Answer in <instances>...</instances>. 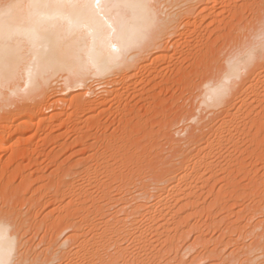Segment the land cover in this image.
<instances>
[{"label": "rangeland", "instance_id": "374dc122", "mask_svg": "<svg viewBox=\"0 0 264 264\" xmlns=\"http://www.w3.org/2000/svg\"><path fill=\"white\" fill-rule=\"evenodd\" d=\"M250 2L253 4L251 5ZM263 2L264 0L219 1L217 3V9L224 7H232L233 9L236 3L240 7L242 5V8L238 9L239 11L237 10L236 13L233 11L232 14L231 12L227 14L229 11H226L227 13L224 11L220 15H225L222 18L223 20L218 21L219 23L216 21L215 24H212L213 26L208 25V30V26L206 28L204 26L205 23L203 24L201 21V25L203 24L202 28H206L207 31L204 29L203 32V29L200 27L201 30L198 25L197 28L199 29L196 28V31L200 36L195 34V32L193 34V36L195 35L194 38L193 36L190 38L191 45L188 48L181 47V49L183 48V52L178 48V54L177 51L176 54L174 53L176 57L173 55L170 56L173 59H168L169 63L173 60L172 62L174 64L177 58L179 59L176 61V65H173L171 62L175 68V70H172L173 73H171L172 71L164 73L171 81L167 80V77H164L166 81L162 79L161 82L158 81L161 80L158 77V80H155L157 85H154L151 81L148 84L149 82L147 83L145 80L146 82L140 86L138 82L136 88L138 87L139 95L136 91L137 89L133 88L135 90H131L132 92L129 90L127 93L125 92L126 95H122L126 99L121 97L119 102L114 101L115 104L113 102V105L116 107L120 102L123 104V102L129 100L123 105L127 106V111L128 109L130 111L134 105L133 112L136 111L135 114H138V116L132 110L130 111V114H133L132 116L129 114V111L128 113L125 112L126 109L122 107L123 105L121 103L115 109L111 105L112 100H107L100 108L99 106L94 107V110L90 112V110H86L88 108L85 105L88 101L87 98H89L88 95L85 96L87 97L85 100H87H84L83 108L79 109L78 107L77 112L76 107H72L66 103L60 104L59 102L56 103L57 105L55 103L52 104L53 101L49 99H53L56 95L66 96L59 89L60 84H58L59 86L54 85L55 89L52 87L56 95L53 90L51 92L49 91L55 96L51 97L50 94L46 98L48 102L46 100V102H42V108L40 107V109L45 115L41 114V112L36 117L31 116L38 114V110L34 114L26 113L30 115L29 117H34V119L31 118V124H27V127L24 126L21 130H11L13 133L11 131V133L8 132L10 138L7 137L8 140H6L2 149L0 148V214L8 215L15 224L17 223L16 227L18 229L20 222L22 224L19 229L20 231L18 229L16 231L17 234L19 232L18 236H20L18 237L19 245L23 240L21 243L22 246H18V251H21L18 252L19 255L21 254L20 258L23 257L22 259H26L27 257H32V259H35L37 256L43 260L44 258L45 260H49V258L56 257L55 259H58L59 264H63L66 261V255L70 256L75 250H78V248L84 245L85 239L89 240L92 237L91 235L94 234V231H101L104 225L103 223L109 219L113 221L114 215H116L117 219L127 216L125 220L128 224H139L143 227V230L147 228L139 238L138 235H128V237H125L122 244L118 247L123 248V251L126 252L125 254L127 252L128 254L126 256L120 255L121 257L117 259L113 257L115 262L121 261L122 264H127L128 262L133 264L132 261L134 260L131 256L139 254V250L137 249L141 250V255L139 256H142L144 250L147 249L145 250L144 258L147 253V256H149H146L148 261L143 258V264H245L247 259L249 260H247L246 264H257L260 260H264V256H262L264 254V88H261L264 87V80L258 82L261 86L253 80L255 84L254 93L248 89L249 94H246L247 91H244L245 97L240 95L241 98H244L246 105H239L243 103L239 100L241 99L240 97L235 102H233L234 100L230 101L232 104L230 107L231 111H237L235 115L236 119L227 126L228 131H224L226 138H223L222 144L215 143L211 150L212 152L206 156L207 158L205 157L212 163L211 167L208 169L200 167L199 174L202 177L192 185L186 186L185 192L179 194L178 197L172 198L170 201L168 199L169 202L167 201L165 203V217H161L160 220L154 223L147 219L145 221V218L141 217L138 212L136 213L138 215L132 212L134 210L133 207L137 204L145 203L147 205H154L155 199H153L152 194L157 192V186L161 185L158 184L156 179L163 172L161 169L165 167V164L167 165L170 161H179L186 155V152L195 154L198 148L202 146L206 147L205 141L210 134V128L218 125L219 120L228 118L225 111H222V108H224L223 105L207 108L204 106V109L203 106L198 107L201 88L198 85L199 79H196V75L200 70L209 71L211 67L214 69V65L219 64L224 58L223 55L231 53L230 50L232 51V49L236 50L235 47L238 49L243 48L250 44V42L256 40V37L253 36L258 32L257 29L261 16H264ZM246 3L250 7L248 5L247 8ZM239 15L241 16L239 17ZM230 26L236 29H232ZM232 31L235 32L230 34ZM221 33L228 34L227 36L229 38ZM201 34L204 36V39ZM212 42H214V45ZM230 43H232V46ZM209 44L212 45L209 46ZM206 47L210 49L208 50ZM205 49L211 52L210 55L208 54L209 56L207 54V56L205 55L206 57L203 56V53L206 52ZM188 52L194 53L193 56ZM212 52H214L213 57L215 58L212 57ZM184 54L187 57L190 55L189 57L191 58H188L191 60L189 61L187 58L189 62L184 59L186 57ZM198 56H202L201 60ZM195 60L197 62H194ZM176 66L183 67L185 72L187 71L186 76L181 73V76H178L179 73L176 72ZM195 68L197 69L195 70ZM195 71L196 73L194 74ZM203 71L199 72V74L201 75ZM147 73V70L143 71L146 78L149 76V73ZM171 74L174 75L172 76ZM199 74L197 75L198 77ZM95 79L98 81V78L91 79V81L94 80L92 82L95 85L90 81L91 84L88 83L91 87L95 86L96 89L93 87L95 91L98 89V92L96 91L95 94H97L96 96L100 95L97 98L101 100L102 98L100 97L102 94L101 91L103 92L104 90L103 88L105 87L111 90L113 83L111 85L108 83V86L107 84L99 85L101 82L105 84L106 79L99 78L101 81H96L97 83ZM250 80H247L246 86L248 81L249 83L251 82ZM189 81L192 83L188 84ZM158 82L165 85L159 84ZM196 82L198 83L196 84ZM96 84L100 87L102 86V89ZM143 84L144 86H142ZM145 84H147V87ZM112 87L114 86L112 85ZM56 88L60 90L62 95L59 91L57 92ZM250 93L253 94H251L254 97L253 100L251 96H248ZM231 97L235 96L231 95ZM255 98L257 99L255 100ZM33 100L35 99L29 100V102L32 101L31 103H33ZM257 100L259 101L257 102ZM134 101H138V103ZM195 104L196 106H194ZM135 106H138L139 110ZM12 108H14V105L4 108L3 111L0 109L1 121L5 115L9 114V109ZM120 109L121 112L123 111L122 109H125V114H123L124 112L121 113ZM208 111H214V114ZM55 112L60 113V117L51 118L50 116ZM193 114L194 116H192ZM40 116L48 117V120L46 119V122H41ZM122 117H127L129 120L127 118L123 119ZM120 118H122L121 121H118ZM192 118L194 119L192 120ZM199 118L201 119L199 120ZM120 122L125 123L124 125H127V123L132 125L130 132H128L129 130L127 131L129 134L124 129H120ZM123 124L122 127L124 126ZM16 131L18 132L16 133ZM17 140L18 142L16 143ZM101 162L102 164H100ZM119 166L120 168H118ZM107 169L110 171L108 172ZM119 173L125 174L126 176ZM101 190H103V193L104 191L106 193L108 192L107 196L111 194L107 198V196H103ZM100 197L104 198L101 199ZM109 198L110 200H108ZM5 206H7L9 211H5ZM140 208L144 209V206ZM97 209L98 212H101L98 213ZM161 223L163 227L160 225ZM61 241L65 242V246L63 245L61 247V250L62 248L63 250L61 251L59 249L56 251L57 253L52 252L56 250L57 243ZM108 245L105 244L106 247ZM116 247L110 244L106 248L107 251L105 250V253H107L104 255L106 261H112V257H109L111 256L109 254L112 252L114 254ZM148 251H150V255ZM62 252H64L63 257L60 255V253L63 254ZM129 252L133 254L131 253L129 256ZM18 254L17 259L19 258ZM44 254L48 256H44ZM58 255L60 257L57 258ZM152 255L155 256L152 257ZM145 260L147 263H144ZM255 260L259 261L256 262ZM134 262L135 264L137 263L136 261Z\"/></svg>", "mask_w": 264, "mask_h": 264}, {"label": "bare ground", "instance_id": "6f19581e", "mask_svg": "<svg viewBox=\"0 0 264 264\" xmlns=\"http://www.w3.org/2000/svg\"><path fill=\"white\" fill-rule=\"evenodd\" d=\"M219 1L222 0H143V3L149 4V5H160V4H168V3H176V2H182V3H186L189 5L188 8L186 9H182L177 11L176 13H172L170 10H163V9H159L157 8L154 12L155 18H156V27L155 30L151 33L150 38L148 39V41L146 43L143 44V47L141 48H137L136 45V41L139 37V33H140V29L143 27V20H144V13H142L139 10H133V9H128V10H123L121 11L120 15L122 17L123 23L126 25L128 34L130 36V40H131V47L129 52L127 53V58L124 60H121L119 64H114L111 63V58L109 57V63L110 66L106 67L103 70H96V68L94 66H92L89 62V54L90 52L93 50V47L95 46V49L97 51V53L100 56L103 57H108L109 56V50L107 49V47L104 45V39L106 38V36L108 35L107 31H103V28L105 27L103 25L102 21H96L95 23L92 24L91 29H86L82 26H77L75 24H70L67 20L65 19H55L52 20L50 23L45 24L43 27L40 28L39 30V35L35 38H29L27 35H21L18 39L14 40L12 42V47L14 49V62L12 63V65L6 70V74L4 76L3 79H0V109L6 108V107H10L12 105H14V108L9 109V114L5 115L3 114L4 118L2 119V121L0 120V148L2 149V147L4 146L7 137L8 136V132H10L11 130H21L22 127L26 126L27 124H31V118L34 119V117H36V115H39V113H41V105L43 104L42 102L46 100L47 97H49V95L51 94L50 92L53 90L54 85H58L59 89H61V91L66 94V96H63L62 93H60V90L56 88L57 92L59 91V93L62 96H57L55 90H53L55 93L51 94L50 96H55L53 99H49L50 101H53L52 104L55 103V105H57L56 103L60 104H69L72 107H76V112L79 109L83 108V103L85 96H89L88 101L86 102V110H94V107L99 106L102 107V105H104L107 100H112L111 101V105H113L114 101H120L119 99L125 98L124 96H122L123 94H125V92L127 93L129 90L130 92H132L131 90H135L136 85H140L144 82L147 81L148 84H150V81L154 83V85H157V83H155V80H158V77H160L162 82V79H164V77H167L166 75H164V73H166L167 71H172L173 69L175 70V68L172 66L176 65V61L179 60L177 58V60L174 62H172L173 60L170 61V63L168 62V59H171L174 53L176 54V51L178 50V48H180L179 50H181L183 52V48H188L189 45H191L190 43V38L193 36V34H197V29H199L200 27L202 28L203 24L205 23V27L207 28V26L215 24V22L217 21H222L223 17L225 16H220L221 14H223V12L225 11H229L227 14H229L231 12V14L236 13L238 9L242 8L241 7L234 4V8L232 9V7L229 8H219L221 6H219L217 9V6L219 3ZM224 1V0H223ZM236 1V0H235ZM251 1V0H250ZM255 3V1H253ZM258 2V1H257ZM262 2V1H261ZM248 3V1H247ZM246 3V4H247ZM251 3V2H250ZM253 3H251L252 5ZM256 4V3H255ZM264 4V2H263ZM231 5V4H230ZM247 4V8H248ZM258 5V4H257ZM239 7V8H237ZM250 7V5H249ZM259 7V6H258ZM257 7V8H258ZM249 10V9H248ZM262 10V9H261ZM239 11V10H238ZM241 12V11H240ZM247 12V11H246ZM243 13V11H242ZM241 14V13H239ZM169 16H172L173 18L170 19L167 23V25L164 28H160L159 24L161 21H164L166 18H168ZM232 16V15H231ZM237 16V14H236ZM241 15H239L240 17ZM261 16V15H260ZM219 17V18H218ZM221 18V19H220ZM237 18V17H236ZM260 18V17H258ZM262 18V16H261ZM260 18V19H261ZM234 19V18H233ZM248 20V19H247ZM203 22V24L201 25V23ZM243 21V20H242ZM232 22V21H231ZM219 23V22H218ZM246 24V23H245ZM199 25V28H197ZM201 25V26H200ZM218 25V24H217ZM209 26L207 28V30L209 29ZM213 26V25H212ZM232 27V26H230ZM244 27V26H243ZM197 28V29H196ZM200 28V29H201ZM206 28H202L201 30L204 32V29L206 30ZM236 29L235 27H232V29ZM92 29L97 30V35L95 36V45H94V37L90 34V31ZM249 29V28H248ZM255 29V28H254ZM206 30V31H207ZM231 30V29H230ZM258 30V29H257ZM199 31V30H198ZM229 31V30H228ZM203 32H201L203 34ZM232 31L230 34H233ZM199 33V32H198ZM200 34V33H199ZM201 34V35H202ZM222 34V33H221ZM253 34V32H252ZM198 35V34H197ZM196 35V36H197ZM204 35V34H203ZM202 35L203 39L204 36ZM222 35H226L222 34ZM228 35V34H227ZM226 35V36H227ZM172 36V37H171ZM195 36V35H194ZM193 36V38H194ZM200 36V35H198ZM197 36V37H198ZM169 37H171V39H169ZM196 37V38H197ZM211 37V36H210ZM222 37V36H221ZM229 38V36H227ZM233 37V36H232ZM253 37H256V40L250 42V44H248L247 46H244L243 48H236V50L232 51L230 50L231 53H227L225 56L223 55V59L221 60V62H219V64L214 65V69L209 68V71H203L200 70L199 72L203 71L201 73V75L199 74V77L196 75V79L198 78L199 83L196 82V84L198 83V85H200L201 91H200V96H199V103H198V107L204 106L205 108L207 107H220L223 105L224 108H222L223 112L225 111V114H227L228 118H223L221 119V121L219 120L218 125H214L210 128L209 132L210 134L207 136L206 138V147L202 146L200 148H198L197 152L195 154H189L188 152H186L185 156L180 159L179 161H170L168 162V164H165V167L161 169V171H163L161 173L160 171V175L157 177V182L158 184H161L160 186H157V192H155L153 195V199H155V203L154 205H147L145 203L143 204H137L135 205L133 208L134 210L132 211L133 213H137L141 215V217L145 218L144 220H150L152 222H157L158 220L161 219V217L163 218L164 214H165V203H167L168 199L169 201L172 198H176L179 196V194L184 193L185 192V188L186 186H190L192 185L194 182H196L200 177H202L199 173V169L200 167H204L205 169H208L211 167L212 163L210 161H208L206 158V156H208V154H210L213 149V145L215 143L217 144H222L223 142V138H226L224 131L226 130V132L228 131L227 126L233 122L236 117V112L235 111H231L230 107H231V103L230 101L234 100L233 102H235V100H237V98H241V96L245 95L244 91H247L246 94L248 93V89L253 92L255 91V84L253 82L256 81L257 84H259L258 82H262V80H264V65H262L259 61V58H257V61L255 63V65L250 69V71L246 74V77H243L241 80L239 81H232L231 82V90L229 92L228 95L223 96L222 98L220 97L219 93L221 91V89L224 87V85L226 84V82H228L233 73L235 72V69L237 68L238 65H240L248 56L250 49H252L255 46H258L260 44V39H259V35L258 32H256L254 34ZM223 38V37H222ZM201 39V38H200ZM227 39V38H226ZM237 39V38H236ZM214 40V39H213ZM229 40V39H228ZM233 40V38H232ZM240 40V39H239ZM230 41V40H229ZM237 41V40H236ZM192 42V41H191ZM204 42V41H203ZM225 42V41H224ZM234 42V41H233ZM198 43V42H197ZM209 43V42H208ZM214 45V42H212ZM237 43V42H236ZM246 43V41H245ZM242 44V43H241ZM212 44H209V46H211ZM230 45L232 46V43H230ZM229 45V46H230ZM236 45V44H235ZM244 45V44H243ZM184 46V47H183ZM207 46V45H206ZM237 46V45H236ZM181 47H183L181 49ZM191 48V47H190ZM206 49H208V47H206ZM205 49V51H206ZM210 49V48H209ZM208 49V50H209ZM213 49V48H212ZM238 49V50H237ZM208 50L206 52H204L203 56H205L206 54L210 55V51L208 52ZM214 50V49H213ZM180 51V52H181ZM186 51V50H185ZM189 51V49H188ZM187 52V51H186ZM185 52V53H186ZM208 52V53H207ZM189 53V52H188ZM191 53V52H190ZM189 53V54H190ZM213 53L212 52V57H213ZM216 53V52H215ZM178 54V51H177ZM193 56L194 53H191ZM180 55V54H179ZM185 55V54H184ZM206 55V56H207ZM208 55V56H209ZM219 55V54H217ZM214 55V56H217ZM186 56V55H185ZM190 56V55H189ZM188 56V57H189ZM196 56V53H195ZM205 56V57H206ZM174 57H176L174 55ZM179 57V56H178ZM187 56L184 58L187 60L188 58ZM197 57V56H196ZM204 57V58H205ZM191 58V57H189ZM188 58V60H189ZM195 58V57H194ZM198 58H202V56H198ZM197 58V59H198ZM215 58V57H213ZM212 58V59H213ZM173 59V58H172ZM183 59V60H184ZM196 59V58H195ZM206 59V58H205ZM211 59V60H212ZM219 59V58H217ZM149 60V61H148ZM187 60V61H188ZM191 60V59H190ZM189 60V61H190ZM188 61V62H189ZM204 61V60H203ZM168 62V63H167ZM172 62V64H171ZM194 62H197L196 60ZM160 63V64H159ZM164 63V64H163ZM167 63V64H166ZM179 63V61H178ZM193 63V61H192ZM190 64V63H189ZM188 64V65H189ZM197 65V63H196ZM200 65V64H199ZM202 65V64H201ZM184 66V63H183ZM198 66V65H197ZM196 66V67H197ZM177 67V66H176ZM205 67V66H204ZM203 67V68H204ZM197 68H195L196 70ZM147 70L148 71V77L146 78V75L143 74V71ZM207 70V69H205ZM175 72V71H174ZM177 73H181L183 75L186 74L185 70L183 67H177ZM193 72V70H192ZM173 73V71L171 72ZM176 73V74H177ZM196 73V71L194 72V74ZM178 76H181V74ZM192 74V73H191ZM194 74H192L194 76ZM172 76L174 74H171ZM170 75V78H171ZM189 76V74H187ZM145 76V77H144ZM177 76V75H176ZM186 76V75H185ZM183 77V76H182ZM93 78H98L95 79V82H100V79L105 80V84L104 83H100L99 85L103 84L107 86L109 85L108 83H110V85L112 84L114 87H112L111 85V90L106 89L104 86V90L103 92L101 91V100L98 99L96 96L97 94L96 90L95 91V86L91 87L90 84H94L91 79ZM146 78V79H145ZM168 78V77H167ZM166 78V79H167ZM187 78V77H186ZM173 79V78H172ZM194 79V78H192ZM252 79V80H250ZM146 80V81H145ZM165 80V79H164ZM170 80L171 79H167ZM174 80V79H173ZM179 80V79H178ZM177 80V81H178ZM247 80H250L251 82L247 83V86L245 85ZM91 83H90V82ZM166 81V80H165ZM188 81V79H187ZM186 81V82H187ZM191 81V80H190ZM188 82V84L192 83V82ZM90 84H89V83ZM96 82V83H97ZM139 82V83H138ZM157 82V81H156ZM160 82V83H161ZM138 83V84H137ZM152 83V84H153ZM159 83V82H158ZM159 83V84H160ZM165 83V82H164ZM174 83V81H173ZM89 84V85H88ZM163 84V83H161ZM249 84V85H248ZM256 84V86L258 87V85ZM95 85V84H94ZM98 85V84H96ZM98 85V87H100ZM116 85V86H115ZM147 84H145L146 86ZM165 85V84H163ZM194 85V84H193ZM260 85V84H259ZM263 85V83H262ZM106 86V87H107ZM144 86V84L142 85ZM190 86V85H189ZM197 86V85H196ZM195 86V87H196ZM261 86V85H260ZM259 86V87H260ZM264 86V85H263ZM53 87V88H52ZM57 87V86H56ZM97 87V86H96ZM97 87V88H98ZM102 87V86H101ZM100 87V88H101ZM110 87V86H109ZM108 87V88H109ZM147 87V86H146ZM164 87V86H163ZM187 87V86H186ZM258 87V88H259ZM135 88V89H133ZM188 88V87H187ZM264 88V87H261ZM51 89V90H50ZM55 89V88H54ZM102 89V88H101ZM100 89V90H101ZM110 89V88H109ZM167 89V88H166ZM199 89V88H198ZM260 89V88H259ZM143 90V89H142ZM144 90L146 91V88L144 87ZM168 90V89H167ZM256 90H258L256 88ZM262 90V89H260ZM50 91V92H49ZM138 92V89L136 90ZM135 91V92H136ZM243 91V92H242ZM98 92V91H97ZM129 92V93H130ZM136 92V93H137ZM140 92H141V87H140ZM242 92V93H241ZM53 93V92H52ZM134 93V92H133ZM244 93V94H243ZM254 93V92H253ZM256 93V92H255ZM258 93V92H257ZM260 93V92H259ZM58 94V93H57ZM143 94V93H142ZM252 93H250V95H248L249 97ZM126 95V94H125ZM128 95V94H127ZM139 95V92H138ZM231 95L235 96V97H231ZM241 95V96H240ZM260 95V94H259ZM133 96V95H132ZM149 96V95H148ZM197 96V95H196ZM246 96V97H248ZM128 97V96H127ZM130 97V96H129ZM138 97V96H137ZM154 97V96H153ZM192 97V96H191ZM231 97V98H230ZM245 97V96H244ZM257 97V96H256ZM261 97V96H260ZM264 98V97H263ZM33 100L34 102L31 103L29 102V100ZM86 99V100H87ZM126 99V98H125ZM130 99V98H129ZM254 99V97H252V100ZM257 98H255L256 100ZM85 100V101H86ZM124 100V99H123ZM136 100V98H135ZM137 100H139L137 98ZM150 100V99H149ZM153 100V99H152ZM241 100L243 103L239 104L240 106L245 104L244 103V98L239 99ZM261 100V99H260ZM48 102V100H46ZM45 101V102H46ZM122 101V100H121ZM129 101V100H128ZM128 101H125L126 103ZM247 101V100H246ZM245 101V102H246ZM259 100H257L258 102ZM123 102V104L125 103ZM135 102V101H134ZM256 102V103H257ZM121 103V102H120ZM119 103V104H120ZM135 103H138L135 102ZM192 103V102H191ZM230 103V104H228ZM249 103V102H248ZM251 103V102H250ZM115 104V102H114ZM117 104V103H116ZM118 104V105H119ZM122 104V103H121ZM122 104V105H123ZM130 104V103H129ZM133 104V103H132ZM225 104V106H224ZM236 104V103H235ZM234 104V105H235ZM259 104V103H258ZM59 105V104H58ZM110 105V104H109ZM117 105V106H118ZM121 105V106H122ZM246 105V104H245ZM67 106V105H66ZM82 106V107H80ZM114 106V105H113ZM116 106V107H117ZM120 106V105H119ZM125 106V107H124ZM130 106V105H129ZM134 106V105H133ZM132 106V108H133ZM139 106V105H138ZM137 106V107H138ZM196 106V104L194 105ZM49 107V106H47ZM63 107V106H62ZM85 107V106H84ZM112 107V106H110ZM115 107V106H114ZM115 107V109H116ZM123 108L126 109V105L122 106ZM136 107V106H135ZM136 107V108H137ZM142 107V106H141ZM236 107V106H235ZM42 108V107H41ZM54 108V107H53ZM104 108V107H103ZM120 108V107H119ZM132 112L134 111V108L132 109ZM192 108V107H191ZM196 108V107H195ZM202 108V107H201ZM242 108V107H241ZM252 108V107H251ZM250 108V109H251ZM40 109V111H39ZM58 109V108H57ZM56 109V110H57ZM70 109V108H69ZM114 109V111H116ZM125 109H122L124 112ZM194 109V108H193ZM199 109V108H198ZM197 109V110H198ZM215 109V108H214ZM220 109V108H219ZM233 109V108H232ZM236 110V108H234ZM240 109V108H239ZM38 110V114H34L36 113ZM44 110V109H43ZM74 110V109H73ZM84 110V109H83ZM96 110V109H95ZM100 110V109H98ZM97 110V111H98ZM111 110V109H110ZM118 110V109H117ZM130 110V111H131ZM139 110V107H138ZM206 110V109H205ZM216 110V109H215ZM214 110V111H215ZM238 110V109H237ZM242 111V109H240ZM239 110V112H240ZM245 110V109H244ZM249 110V109H248ZM80 111V110H79ZM129 111V109H128ZM127 109L125 112H127ZM129 111V114H130ZM201 111V110H200ZM213 111V112H214ZM7 112V111H6ZM27 112H29V114H34L31 116L34 117H29L30 115L26 114ZM75 112V110H74ZM75 112V114H76ZM89 112V111H88ZM112 112V111H110ZM121 112V109H120ZM121 112V113H122ZM125 112L123 114H125ZM209 113L211 111H208ZM211 112V113H213ZM238 112V113H239ZM2 113V112H1ZM8 113V112H7ZM120 113V114H121ZM126 113V114H127ZM134 114L136 113L133 112ZM139 113V112H138ZM216 113V112H215ZM246 113V112H244ZM250 113V111H249ZM6 114V113H5ZM23 114H25L23 116ZM41 114H44L43 112ZM40 114V115H41ZM60 113L55 112L52 114V117H60L59 116ZM74 114V113H73ZM80 114V113H79ZM119 114V115H120ZM214 114V113H213ZM212 114V115H213ZM243 114V113H242ZM248 114V113H247ZM252 114V113H251ZM27 115V116H26ZM45 115V114H44ZM62 115V113H61ZM101 115V114H100ZM128 115V114H127ZM126 115V116H127ZM131 116L133 115L132 113L130 114ZM136 115V114H135ZM134 115V116H135ZM191 115V114H190ZM2 116V117H3ZM26 116V117H25ZM92 116V115H91ZM102 116V115H101ZM121 116H123L121 114ZM125 116V115H124ZM138 116V114L136 115ZM194 116V114L192 115ZM190 116V117H192ZM243 116V115H242ZM245 116V115H244ZM29 117V118H28ZM38 117V116H37ZM41 117V116H40ZM107 117V116H106ZM112 117V116H111ZM110 117V118H111ZM119 117V116H117ZM116 117V118H117ZM129 117V116H127ZM127 117H122L123 119L127 118ZM252 117V116H251ZM103 118V117H102ZM115 118V116H114ZM118 121H121V119ZM130 118V117H129ZM129 118H127V120H129ZM143 118V117H142ZM141 118V119H142ZM203 118V117H202ZM250 118V117H249ZM46 119L48 120V117L42 116L40 121L41 122H46ZM71 119V117H70ZM89 120H91L88 117ZM87 119V120H88ZM96 119V118H95ZM107 119V118H106ZM131 119V118H130ZM194 118H192L193 120ZM201 118H199L200 120ZM243 119V118H242ZM251 119V118H250ZM254 119V118H253ZM138 120V119H137ZM215 120V119H214ZM240 120V119H239ZM252 120V119H251ZM18 121V122H16ZM92 121V120H91ZM111 121V120H110ZM125 121V120H123ZM122 121V122H123ZM134 122V120H132ZM198 121V120H197ZM246 121V120H245ZM262 121V120H261ZM16 122V124H15ZM54 122V121H53ZM59 122V121H58ZM93 122V121H92ZM100 122V121H99ZM106 122V121H105ZM112 122V121H111ZM127 122V121H126ZM146 122V121H145ZM214 122V121H213ZM237 122V121H236ZM234 122V123H236ZM258 122V121H257ZM60 123V122H59ZM110 123V122H109ZM130 123V122H129ZM132 123V122H131ZM136 123V122H135ZM134 123V124H135ZM256 123V122H255ZM54 124V123H53ZM52 124V125H53ZM84 124V123H83ZM90 124V122H89ZM93 124V123H91ZM122 124L120 122V129H124L125 132H130V129L132 127V125H129L127 123V125H124L122 127ZM137 124V123H136ZM239 124V122H238ZM243 124V122H242ZM251 124V123H250ZM56 125V124H55ZM97 125V124H96ZM236 125V124H234ZM246 125V124H245ZM244 125V126H245ZM250 126V125H248ZM78 127V126H77ZM233 127V126H232ZM247 127V126H246ZM227 128V129H226ZM230 128V126H229ZM24 129V128H23ZM86 129V128H85ZM118 129V128H117ZM142 129V128H141ZM144 129V128H143ZM96 130V129H95ZM123 130V131H124ZM11 131V132H12ZM134 131V130H133ZM136 131V130H135ZM10 132V133H11ZM18 131H16L17 133ZM89 132V131H88ZM127 132V133H128ZM139 132V131H138ZM249 132V131H248ZM13 133V132H12ZM20 133V132H19ZM123 133V132H122ZM15 134V133H14ZM124 134V133H123ZM129 134V133H128ZM127 134V135H128ZM131 134V133H130ZM16 135V134H15ZM244 135V134H243ZM17 136V135H16ZM15 136V137H16ZM19 136V135H18ZM14 137V138H15ZM136 137V136H135ZM242 137V136H241ZM10 138V137H9ZM116 138V137H115ZM126 138V137H125ZM129 138V137H128ZM21 139V137H20ZM118 139V138H117ZM11 140V139H10ZM97 140V139H96ZM127 140V139H126ZM15 141V140H14ZM18 142V140L16 141V143ZM127 142V141H125ZM129 142V141H128ZM123 144V143H122ZM15 145V144H14ZM30 145V144H29ZM114 145V144H113ZM121 145V144H120ZM127 145V144H126ZM105 146V145H104ZM19 147V146H18ZM121 147V146H120ZM130 147V145H129ZM106 148V147H105ZM114 148V146H113ZM10 149V146H9ZM14 149V148H13ZM17 149V148H15ZM31 149V148H30ZM112 149V148H111ZM128 149V148H127ZM113 150V149H112ZM117 150V149H116ZM25 151V150H24ZM3 152V151H1ZM29 152V150H28ZM34 152V151H32ZM36 152V151H35ZM115 152V151H114ZM113 153V152H112ZM117 153V152H116ZM115 153V154H116ZM28 154V153H27ZM111 154V152H110ZM203 154V155H202ZM26 155V154H25ZM114 156V154H113ZM112 156V157H113ZM116 156V155H115ZM108 157V155H107ZM106 157V159H107ZM111 157V156H110ZM206 157V158H205ZM25 158V157H24ZM155 158V157H154ZM3 159V158H2ZM21 159V158H20ZM90 159V158H89ZM105 159V160H106ZM15 160V159H14ZM112 160V159H111ZM116 160V159H115ZM22 161V160H21ZM104 161V160H101ZM2 162V161H1ZM109 163V162H108ZM112 163V162H111ZM110 163V165H111ZM3 164V163H2ZM102 164V162L100 163ZM105 164V163H104ZM118 164V163H117ZM164 164V163H163ZM119 165V164H118ZM3 166V165H2ZM115 166V165H114ZM110 167V166H109ZM131 167V166H130ZM2 168V167H1ZM112 168V166H111ZM120 168V166L118 167ZM117 168V170H118ZM20 169V168H19ZM106 169V167H105ZM124 169V168H123ZM122 169V170H123ZM128 169V168H127ZM95 170V169H93ZM108 170V169H107ZM106 170V171H107ZM114 170V169H113ZM121 170V169H120ZM130 170V169H129ZM92 171V170H91ZM110 170H108L109 172ZM102 172V170H101ZM118 172V171H117ZM130 172V171H128ZM105 173V172H104ZM116 173V172H115ZM126 173V171H125ZM131 173V172H130ZM24 174V173H23ZM102 175V173H100ZM106 174V173H105ZM122 174V173H119ZM108 175V174H107ZM125 175V174H122ZM126 176V175H125ZM113 177V176H112ZM122 177V176H121ZM115 178V177H114ZM113 180V178H111ZM116 179V178H115ZM129 179V178H128ZM132 179V178H131ZM109 180V179H108ZM107 180V181H108ZM121 180V179H120ZM123 180V179H122ZM100 181V180H99ZM106 182V181H105ZM111 183V182H110ZM118 183V182H117ZM121 183V182H120ZM97 185V184H96ZM101 185V183H100ZM113 185V184H112ZM103 187V186H102ZM101 189V188H100ZM93 191V190H92ZM103 190H101L102 192ZM187 191V190H186ZM86 192V191H85ZM87 193V192H86ZM95 193V192H94ZM93 193V194H94ZM103 193V192H102ZM108 193V192H107ZM106 191H104L103 196H107ZM110 193V192H109ZM79 194V193H78ZM111 194V193H110ZM109 194V195H110ZM96 195V194H95ZM102 195V194H101ZM108 195V196H109ZM86 196V195H85ZM84 196V198H85ZM107 196V198H108ZM89 197V196H88ZM98 197V196H97ZM92 198V197H91ZM90 198V199H91ZM101 198V197H100ZM104 198V197H102ZM101 198V199H102ZM83 199V197H82ZM94 199V197H93ZM92 200V199H91ZM110 200V198L108 199ZM107 200V201H108ZM119 200V199H118ZM117 200V201H118ZM149 200V199H148ZM89 201V199H88ZM154 201V200H153ZM168 201V202H169ZM75 202V201H74ZM84 202V201H83ZM92 202V201H91ZM149 202V201H148ZM71 203V202H69ZM149 204V203H148ZM103 205V204H101ZM108 206V205H107ZM144 206V209H141L140 207ZM86 207V206H85ZM81 209V208H80ZM102 209V208H101ZM178 209V208H177ZM185 209V208H184ZM64 210V209H63ZM100 210V209H99ZM182 210V209H181ZM65 211V210H64ZM67 211V210H66ZM72 211V210H71ZM81 211V210H80ZM117 211V210H115ZM92 212V211H91ZM89 212V213H91ZM98 212V209H97ZM101 212V211H99ZM98 212V213H99ZM177 212V211H176ZM73 213V212H72ZM88 213V214H89ZM107 213V212H106ZM115 213V212H114ZM132 213V214H133ZM70 214V213H69ZM136 214V215H138ZM172 214V213H171ZM179 214V213H178ZM186 214V213H185ZM197 214V213H196ZM72 215V214H71ZM114 215V218H116L113 221L112 220H107L105 221V223H103V228L102 230L99 232H95L94 230V234L91 235L92 237L89 240H84V245L78 248V250H75L73 254V256H71L72 254H70V256H65V263L63 264H112V262L115 263L114 259H117L118 257L121 256H126L128 254H125L126 252L123 251V248H119L118 246L122 244L123 240L125 239V237H128V235H138V238L141 237L144 233V230H146V228L143 230V227L138 225H135L134 223H127V221L125 220V218L127 217H123L121 219H117V216ZM165 217V216H164ZM173 217V216H172ZM140 218V217H139ZM142 218V219H143ZM176 218V217H175ZM190 218V217H189ZM88 219V218H87ZM138 219V218H137ZM141 219V220H142ZM181 219V218H180ZM173 220V218H172ZM175 220V219H174ZM64 221V220H63ZM20 222V221H19ZM66 222V221H65ZM166 223V222H165ZM175 223V222H174ZM177 223V222H176ZM17 224V223H16ZM16 224L10 219V217L8 215H4V214H0V253L3 254H8V253H14L15 254V259H17V254L19 247L18 246H22V238L21 243L19 245V238L20 236H18V234L16 233L17 231V227ZM149 224V223H148ZM152 224V223H151ZM69 225V223H68ZM143 225V224H141ZM160 225L163 224L161 223ZM22 226L21 222L20 225L18 226L19 229ZM102 226V225H101ZM146 226V225H145ZM156 226V225H155ZM161 228V227H160ZM168 228V227H167ZM199 228V227H198ZM196 228V229H198ZM18 229V230H19ZM165 230V229H164ZM163 230V232H164ZM168 230V229H166ZM20 231V230H19ZM78 231V230H77ZM92 231V230H91ZM257 231V230H256ZM162 232V233H163ZM22 233V232H21ZM54 233V232H53ZM152 234V233H150ZM54 235V234H53ZM58 235V234H57ZM23 236V235H22ZM159 236V235H158ZM157 236V237H158ZM164 236V235H163ZM162 236V237H163ZM58 238V237H57ZM137 238V237H136ZM155 238V237H154ZM163 239V238H162ZM165 239V238H164ZM57 240V239H56ZM55 240V241H56ZM136 240V239H135ZM140 241V240H139ZM146 241V239H145ZM149 241V240H148ZM154 241V240H153ZM152 241V242H153ZM176 241V240H175ZM109 242V243H108ZM25 243V242H24ZM28 243V242H27ZM40 243V242H39ZM83 243V242H82ZM113 245V246H117L115 249V252L113 254V252L109 255V257H112V261H106V259L104 258L105 254V250L106 248L109 247V245ZM145 243V242H144ZM149 243V242H148ZM65 244V242H58L57 243V248L55 247V251L52 252H56L57 250H61V247H63V245ZM108 245V247L105 246ZM147 244V243H146ZM154 244V243H153ZM170 244V243H169ZM262 244V243H261ZM56 245V243H55ZM167 245V244H166ZM34 246V245H33ZM53 246V245H51ZM65 246V245H64ZM153 246V245H152ZM163 246V245H162ZM25 247V246H24ZM47 247V246H46ZM45 247V248H46ZM54 247V246H53ZM52 247V248H53ZM145 247V246H144ZM22 248V247H21ZM20 248V249H21ZM138 248V247H137ZM140 248V247H139ZM160 248V247H159ZM162 248V247H161ZM28 249V248H27ZM49 249V248H48ZM24 250V249H23ZM26 250V249H25ZM51 250V248H50ZM63 250V248H62ZM61 250V251H62ZM126 250V249H125ZM136 250V249H135ZM139 250V254L135 255V256H131V258L136 261L138 264L139 262H141L143 264V258H144V254H145V249L144 250V254L142 256L140 254V249ZM143 250V249H142ZM154 250V249H153ZM152 250V251H153ZM156 250V249H155ZM158 250V249H157ZM161 250V249H160ZM48 251V250H47ZM65 251V249H64ZM107 251V250H106ZM162 251V250H161ZM37 252V251H36ZM44 252V251H43ZM46 252V250H45ZM60 252V251H59ZM66 252V251H65ZM137 252V251H136ZM149 255H150V251ZM26 253V252H25ZM34 253V252H33ZM51 253V252H49ZM57 253V252H56ZM63 254L60 253V255H62V257L64 256V252H62ZM130 253V252H129ZM132 253V252H131ZM131 253L129 254V256L131 255ZM161 253V252H160ZM133 254V253H132ZM136 254V253H135ZM157 254V253H156ZM262 254V253H261ZM260 254V255H261ZM21 255V254H20ZM20 255L18 254L19 258ZM24 255V254H23ZM28 255V253H27ZM46 254H44L45 256ZM53 255V253H52ZM51 255V256H52ZM56 255V254H55ZM54 255V256H55ZM69 255V254H68ZM121 255V256H120ZM148 254L146 253V256ZM159 255V254H157ZM248 255V254H247ZM34 256V255H33ZM48 256V255H46ZM50 256V257H51ZM145 256L144 259H147ZM155 256V255H154ZM152 255V257H154ZM161 256V255H160ZM159 256V257H160ZM164 256V255H163ZM264 256V254L262 255ZM27 257V256H25ZM24 257V258H25ZM60 257L59 255L57 256V258ZM113 257H115L113 259ZM149 257V256H147ZM259 258H262L260 256H258ZM19 258L17 260H19ZM23 258V257H22ZM20 258V259H22ZM28 258V257H27ZM26 258V259H27ZM32 258V257H31ZM37 258V256H36ZM49 258V257H48ZM56 258V257H52ZM125 258V257H124ZM254 258V257H253ZM25 259V260H26ZM51 259V258H49ZM127 259V258H126ZM256 259V258H255ZM45 260V258H44ZM47 260V259H46ZM58 260V259H57ZM60 260V259H59ZM249 260V259H247ZM247 260L245 262V264L247 263ZM251 260V259H250ZM263 260V259H262ZM260 260L259 263L257 264H264V260L262 261ZM132 261V262H134ZM148 261V259H147ZM256 261V260H255ZM259 261V260H257ZM256 261V262H257ZM146 262V260L144 261V263ZM151 262V261H150ZM113 263V264H114ZM130 263V262H128ZM127 263V264H128ZM136 263V264H137ZM140 263V264H141ZM147 263V262H146ZM160 263V262H159ZM131 264V263H130ZM155 264V263H154ZM158 264V263H156Z\"/></svg>", "mask_w": 264, "mask_h": 264}, {"label": "snow or ice", "instance_id": "6c2138e0", "mask_svg": "<svg viewBox=\"0 0 264 264\" xmlns=\"http://www.w3.org/2000/svg\"><path fill=\"white\" fill-rule=\"evenodd\" d=\"M188 7V4L182 2L156 6L143 3V0H0V79L4 78L6 70L14 62L12 42L21 35L35 39L39 35L40 28L52 20L65 19L70 24L86 29H91L96 21L103 22L105 26L103 31L108 32L104 45L109 50V56H100L95 46L89 54L90 64L100 71L110 66L109 57L114 64L126 59L132 46L126 25L120 15L121 11L133 9L145 14L143 27L135 45L141 48L155 30L154 12L157 8L170 10L174 14ZM172 18L169 16L161 21L159 27L164 28ZM90 34L94 37L95 45L97 30L92 29ZM258 35L260 44L250 49L247 58L237 66L231 79L221 89L219 93L221 98L229 94L232 81L241 80L250 71L257 58L264 65V16L258 24ZM5 211H9L7 206ZM0 264H59V261L55 258L43 260L39 257L17 260L14 253H0ZM115 264L122 262L116 261Z\"/></svg>", "mask_w": 264, "mask_h": 264}]
</instances>
